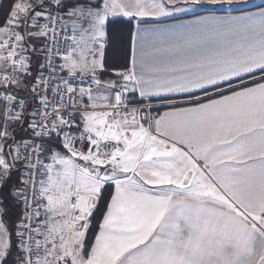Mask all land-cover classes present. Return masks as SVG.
Segmentation results:
<instances>
[{
	"label": "snow or ice",
	"instance_id": "snow-or-ice-1",
	"mask_svg": "<svg viewBox=\"0 0 264 264\" xmlns=\"http://www.w3.org/2000/svg\"><path fill=\"white\" fill-rule=\"evenodd\" d=\"M238 2L0 0V264H264V6L172 19Z\"/></svg>",
	"mask_w": 264,
	"mask_h": 264
},
{
	"label": "crops",
	"instance_id": "crops-1",
	"mask_svg": "<svg viewBox=\"0 0 264 264\" xmlns=\"http://www.w3.org/2000/svg\"><path fill=\"white\" fill-rule=\"evenodd\" d=\"M264 6V0H241V2L232 5H210L204 3L195 7L193 13L177 14L172 19H186L192 15H207L210 13L223 15L225 13L239 14L243 11H254L257 7ZM170 22V21H169Z\"/></svg>",
	"mask_w": 264,
	"mask_h": 264
}]
</instances>
